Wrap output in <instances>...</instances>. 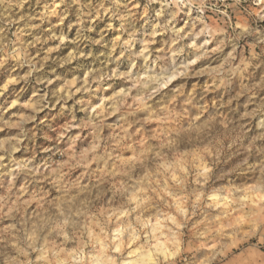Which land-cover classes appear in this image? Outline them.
<instances>
[{
    "label": "clouds",
    "instance_id": "obj_1",
    "mask_svg": "<svg viewBox=\"0 0 264 264\" xmlns=\"http://www.w3.org/2000/svg\"><path fill=\"white\" fill-rule=\"evenodd\" d=\"M0 264H264V0H0Z\"/></svg>",
    "mask_w": 264,
    "mask_h": 264
}]
</instances>
